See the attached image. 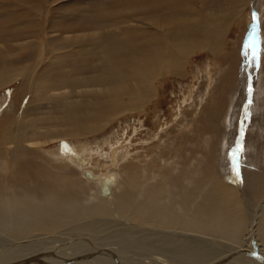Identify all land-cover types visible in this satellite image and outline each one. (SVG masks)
I'll use <instances>...</instances> for the list:
<instances>
[{
    "label": "bare ground",
    "instance_id": "bare-ground-1",
    "mask_svg": "<svg viewBox=\"0 0 264 264\" xmlns=\"http://www.w3.org/2000/svg\"><path fill=\"white\" fill-rule=\"evenodd\" d=\"M206 2L0 0V92L15 88L7 106L0 99V264H264L260 114L237 177L202 133L225 111L208 109L210 83L186 107L190 120L178 102L174 124L159 106L170 78L191 77L193 55H226V31ZM232 3L238 10L227 13L237 19L249 0ZM231 48L238 66L241 42ZM242 71L235 79L244 93L254 68ZM233 101L227 132L239 115ZM149 109L154 131L140 147L127 139L128 125L123 135L114 130L134 114L139 135ZM110 128L106 139L77 141Z\"/></svg>",
    "mask_w": 264,
    "mask_h": 264
},
{
    "label": "rangeland",
    "instance_id": "rangeland-1",
    "mask_svg": "<svg viewBox=\"0 0 264 264\" xmlns=\"http://www.w3.org/2000/svg\"><path fill=\"white\" fill-rule=\"evenodd\" d=\"M232 1H234V0H207V2L202 5L203 7L206 8V10H208V9L209 10H215L216 9V11H217V17L214 18V20L216 19L217 23L220 26H222L224 28V30L226 31V35H225L226 39H227V45L225 48L226 49V55L213 57L212 55H210L206 52H202V53L199 52V53L193 55L192 56V60H193L192 64H194V65H193V68L192 67L190 68V70L192 69V73H193V74H191L192 78L189 77V79H186L184 81H182L180 79L178 80V78L175 79L174 77L170 78V80H168V82H170L168 84V86H166L165 88L162 89L161 94H162L163 98L161 99V102L159 105L160 108L162 109V113L166 115L164 117H167V121L170 122L171 117H169V114L171 111V107L174 106L178 102L180 105H182L181 107H179V106L178 107L182 109L183 117L185 118V120L187 118H189V120H190L191 115H189L190 112L188 110L194 108L190 104L192 102H194L195 105L197 104L196 102L198 99V95H200L203 91H206L208 88V83H210L211 88H210V92H208L210 94L208 96V101H207L208 109H211V107L213 108V107H216L218 105H221L222 108L225 106L224 107L225 111H224V109H222L223 112H220V116L214 121L215 125H217L216 126L217 130L215 129V131L210 133V132H206V129L204 127V129L202 130V133H204V135H206V136L214 137L213 140H215V143L217 145V150L219 151V155L222 157L220 160V163L222 162L221 164H225V165L228 164L227 167L230 170V172H234L233 167H232L231 153H232V151L235 150V148L237 146V140L240 139L239 148H241V151L238 155V164H239V169H240V168H243V166H244L241 159L244 156L246 159L248 158L247 148H249V147H247L246 139H247V136L249 135V133L251 132V130L253 129V126H254L252 124V122H253L252 118H256V116H258L257 114H260L259 117L262 119V121H264V113L260 112L261 110L264 109V93H262V95H260V97H258L257 99L255 97V95H256L255 93H254V97L252 96V91H253L252 89L254 88V86H256V84L258 85V83L260 81H261L260 85H263V87H264V0H249V4L244 9L241 10L243 13H242V17H240V18H243L244 16H245V18L247 17L246 19L244 18L243 20L238 18V17H237V19H235L234 18L235 16H233V14L231 12H230L231 15L229 13H227L229 11L227 9H229V8H231V11L233 13L238 10V8H236V5L235 4L233 5ZM238 6H240V5H238ZM65 11H67V10H65ZM253 11H255L256 17L258 19V24H259L258 28L255 32L256 38L259 41V54H258V59L255 61H253L251 59V56H249L248 59L246 60L242 54L244 41L247 39L249 33H252L254 31L253 26H252L253 13H254ZM206 12L208 13V11H206ZM218 12L219 13L221 12V14H219ZM10 25L11 24L8 23L7 26L9 27ZM237 41L241 42V54H240L241 55V60H240L241 63L239 65V62H238V66L236 65V60L231 58V56L227 54L229 51H231V49H233L231 47L234 46V43H236V44L238 43ZM208 65L211 67L210 69H211L212 75L208 72L204 73L205 72L204 69ZM244 65H245V68H248V69L254 68V74H253V76H250L251 75L250 73L247 74L246 89H245V92L243 93V90L240 88V87H242L240 85L241 82L239 81V79H238V81L236 79L238 77H241V75L243 74L242 68H244ZM198 68H199V70H198ZM260 70L263 73L260 72ZM199 73H202V74L204 73V77H202L200 80H196V77ZM194 74H195V78L193 77ZM260 74H262V75H260ZM205 76H207V77H205ZM251 77H252V79H251ZM210 78H212V79L210 80ZM249 80H251L250 81L251 83L249 82ZM179 81H182V83L179 84L180 83ZM192 83L196 85V88L194 90V93L193 94L191 93L193 95L192 98H188V99L194 100V97H195V100L194 101L187 100L184 102L186 95H191L188 86H190ZM250 85H251V91H250V97L248 98V96H249L248 89L250 88ZM14 90H15L14 87H8L4 91L0 92V99H2L3 95L6 96V103L3 104L4 107L7 106V103H9L10 100H12L11 98L13 97ZM211 90H212V92H211ZM216 97L218 100L217 102H216ZM232 97L234 100L232 102V104L234 106V109H237V111H238L237 113L239 115H238V118H236V123H235L236 126L234 125V129H232L230 132L228 130V132H227V130L224 129L223 124L225 122L226 109L228 108V105L230 104ZM151 105L152 104H149L147 109ZM187 106L188 107L190 106V108H188V110L186 108ZM234 109L232 110V112L234 111ZM243 110H244V118H243V122H241L240 116H241ZM246 113H247V118L245 119ZM178 114H180V112H178ZM184 114H186L187 117ZM207 114H208V112H203V113L200 112L195 119H197L198 116H199V118H200V116H201V118H203L202 115H204L206 117ZM153 116L154 115H153L152 111L149 109L148 113H146V117L143 118L145 123H146V126H145L146 128H145V130L140 131L139 132L140 134L137 136H136L137 133L136 134L134 133V129H135V127L138 128V120H137L138 117L134 116V114L133 115L128 114L125 118H123V120L121 122H118V121L115 122V124L113 125L114 130L118 129V127H121L120 131L118 132V135L119 136L123 135L124 129H126L125 127H126V125H128V127L126 129L127 130V139H132V142L136 146L138 144L137 147H140L141 146V145H139L140 139L145 140L144 138L147 137L146 133L148 132L147 129H152L154 127L153 126L154 125ZM259 117H257V118H259ZM172 118L174 121L171 120V122L174 124L176 117L173 116ZM184 122H186V121H184ZM240 124L241 125L243 124L242 134L239 132L240 131ZM111 129L112 128L107 130V132L104 131V133L101 132L98 134H93L91 136H88V138L87 137L86 138L85 137L84 138H82V137L77 138L78 139L77 141H80V140L85 141V140L89 139V141L93 142L96 139H106V138H108L109 133L112 132ZM263 129H264V127H263ZM259 130H260V128H259ZM257 131H258V129H255L253 134H255V133L258 134L259 131L258 132ZM194 142H196V140ZM235 142H236V146H235ZM61 143H63V142H57V143H55V145L59 147L61 145ZM136 146H134V147H136ZM262 147H264V144L262 145ZM224 148H226L225 151H223ZM259 152L263 153V149L260 148ZM251 155H253V154L251 153ZM260 156L263 158L262 154ZM257 157L258 156H255L256 161H257ZM247 160H250V159H247ZM251 162H252V160H251ZM237 186H239L238 189L240 190V189L244 188V183H242V182H241V184L238 183Z\"/></svg>",
    "mask_w": 264,
    "mask_h": 264
},
{
    "label": "snow or ice",
    "instance_id": "snow-or-ice-1",
    "mask_svg": "<svg viewBox=\"0 0 264 264\" xmlns=\"http://www.w3.org/2000/svg\"><path fill=\"white\" fill-rule=\"evenodd\" d=\"M242 54L246 60L248 59L249 56H251V59L253 61L258 59L259 41L256 38L255 31H253L252 33H249L247 39L244 41ZM249 91H251V88H249ZM246 118H247V113L245 114V119ZM240 151H241V148L238 147L235 151L231 153L232 167L237 177L239 176L238 155Z\"/></svg>",
    "mask_w": 264,
    "mask_h": 264
},
{
    "label": "water",
    "instance_id": "water-1",
    "mask_svg": "<svg viewBox=\"0 0 264 264\" xmlns=\"http://www.w3.org/2000/svg\"><path fill=\"white\" fill-rule=\"evenodd\" d=\"M253 12L254 13H253V23H252V26H253L254 31L256 32L259 24H258V19L256 17L255 11H253ZM254 17H255V19H254ZM235 146H236V142H235ZM101 192H102L103 195L107 194L109 192L108 185H103V187L101 188Z\"/></svg>",
    "mask_w": 264,
    "mask_h": 264
}]
</instances>
